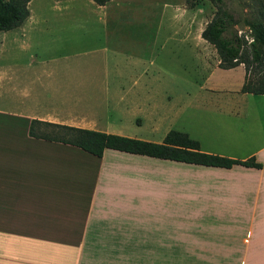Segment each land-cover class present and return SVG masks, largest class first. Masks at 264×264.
<instances>
[{
  "label": "crops",
  "instance_id": "obj_1",
  "mask_svg": "<svg viewBox=\"0 0 264 264\" xmlns=\"http://www.w3.org/2000/svg\"><path fill=\"white\" fill-rule=\"evenodd\" d=\"M93 50L108 56L104 46ZM114 74L121 79L114 91L120 105L127 99L139 114L147 113L153 101L147 83L137 74ZM123 79H132V86L122 87ZM243 80L244 73L232 90L202 87L229 94L194 103L193 139L204 152L253 158L260 167L208 166L114 149L98 157L28 135L32 118L52 119L0 107V264H121L122 256L264 264V94L240 92ZM156 162L177 167L156 169Z\"/></svg>",
  "mask_w": 264,
  "mask_h": 264
},
{
  "label": "rangeland",
  "instance_id": "obj_2",
  "mask_svg": "<svg viewBox=\"0 0 264 264\" xmlns=\"http://www.w3.org/2000/svg\"><path fill=\"white\" fill-rule=\"evenodd\" d=\"M222 3L233 16L227 33L243 36L248 43L247 21L264 19V0ZM218 4L215 0L194 5L186 0H109L103 5L92 0H30L24 23L0 32L4 40L0 43V107L53 123L86 124L158 142L170 129L194 138V103L228 95L212 90L238 88L244 73L242 63L229 70L216 68V49L199 41L200 29ZM101 46L107 49L106 58L93 50ZM114 71L137 74L147 83L153 101L146 104L149 110L144 117L127 99L120 105L114 91L121 79L115 78ZM122 83L131 87L132 79ZM118 108L124 110L118 113ZM152 119L156 127H151ZM116 123L124 127L116 128ZM164 167L177 165L155 164L156 169ZM120 258L121 264H185L188 259Z\"/></svg>",
  "mask_w": 264,
  "mask_h": 264
},
{
  "label": "trees",
  "instance_id": "obj_3",
  "mask_svg": "<svg viewBox=\"0 0 264 264\" xmlns=\"http://www.w3.org/2000/svg\"><path fill=\"white\" fill-rule=\"evenodd\" d=\"M30 0H0V32L21 26L29 17ZM103 5L109 0H92ZM200 0H186L190 5ZM219 2L213 16L201 31V37L216 49L218 67L230 69L244 65V80L240 92L264 94V19L247 21L248 35L251 41L227 33L232 14ZM255 71L250 76L251 70ZM260 72V73H259ZM28 135L49 141H57L77 146L98 157L105 149H114L141 154L159 159H168L208 166L230 167L233 164L260 167L253 158L246 160L204 152L197 140L186 132L170 129L161 142L147 141L135 137L123 136L100 130L69 126L32 118Z\"/></svg>",
  "mask_w": 264,
  "mask_h": 264
},
{
  "label": "built area",
  "instance_id": "obj_4",
  "mask_svg": "<svg viewBox=\"0 0 264 264\" xmlns=\"http://www.w3.org/2000/svg\"><path fill=\"white\" fill-rule=\"evenodd\" d=\"M249 41H251V38L249 39Z\"/></svg>",
  "mask_w": 264,
  "mask_h": 264
}]
</instances>
